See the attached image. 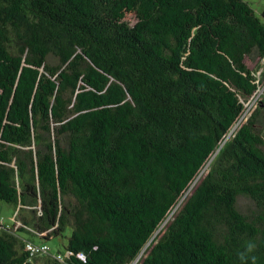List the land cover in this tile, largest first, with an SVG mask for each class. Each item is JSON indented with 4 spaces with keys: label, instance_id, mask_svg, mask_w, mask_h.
Here are the masks:
<instances>
[{
    "label": "trees",
    "instance_id": "16d2710c",
    "mask_svg": "<svg viewBox=\"0 0 264 264\" xmlns=\"http://www.w3.org/2000/svg\"><path fill=\"white\" fill-rule=\"evenodd\" d=\"M253 55L244 0H0V203L67 264H264ZM29 226L0 264H34Z\"/></svg>",
    "mask_w": 264,
    "mask_h": 264
},
{
    "label": "rangeland",
    "instance_id": "374dc122",
    "mask_svg": "<svg viewBox=\"0 0 264 264\" xmlns=\"http://www.w3.org/2000/svg\"><path fill=\"white\" fill-rule=\"evenodd\" d=\"M254 9L256 15L262 19L264 22V0H244ZM129 20L134 23L135 19L133 17H129ZM54 63V60H51ZM247 64L250 69H252L255 73V76L260 79L261 72L264 70V59H260L259 56L253 55L252 58L247 59ZM261 99L264 100V86L260 95ZM257 106L258 103L253 104L252 106ZM259 108V107H258ZM262 109V114L259 116V121L256 125L260 133L264 138V105L260 106ZM238 209L244 214L252 215L256 210V207L252 200L247 197L240 196L238 199ZM23 219L30 222V226L27 227V233H22V237L28 241H33L36 243H42L45 241L44 238L41 237V234L33 231V223L36 221V215H34L31 211H23L20 212L18 207L13 204H8L5 202L0 203V226H7L12 228L13 224H16L19 227H23ZM70 231L67 230L66 235L69 237ZM38 235V236H34ZM66 236V237H67ZM52 248V254L59 249L65 251V247L68 243V238L55 237L52 240L45 241ZM54 258L52 256L47 257H37L33 260L34 264H54Z\"/></svg>",
    "mask_w": 264,
    "mask_h": 264
},
{
    "label": "built area",
    "instance_id": "2783aa9c",
    "mask_svg": "<svg viewBox=\"0 0 264 264\" xmlns=\"http://www.w3.org/2000/svg\"><path fill=\"white\" fill-rule=\"evenodd\" d=\"M25 248L30 253L31 257H44L51 255V248L48 245L35 243V242H25ZM70 253H66L65 256L61 254L54 255L53 258L62 264L66 263V258L69 257Z\"/></svg>",
    "mask_w": 264,
    "mask_h": 264
},
{
    "label": "clouds",
    "instance_id": "9594fccd",
    "mask_svg": "<svg viewBox=\"0 0 264 264\" xmlns=\"http://www.w3.org/2000/svg\"><path fill=\"white\" fill-rule=\"evenodd\" d=\"M254 247H255V245H254V244H252V243H249V244H248V249H249V250H252V249H254Z\"/></svg>",
    "mask_w": 264,
    "mask_h": 264
}]
</instances>
